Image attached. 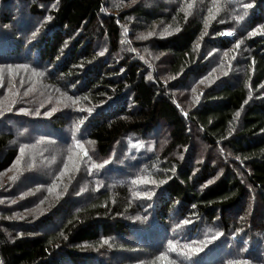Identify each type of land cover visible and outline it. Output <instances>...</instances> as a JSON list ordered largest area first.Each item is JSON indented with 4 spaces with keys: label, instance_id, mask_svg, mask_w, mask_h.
<instances>
[{
    "label": "trees",
    "instance_id": "16d2710c",
    "mask_svg": "<svg viewBox=\"0 0 264 264\" xmlns=\"http://www.w3.org/2000/svg\"><path fill=\"white\" fill-rule=\"evenodd\" d=\"M263 26L264 0H0L11 195L41 174L18 134L50 159L84 141L113 160L30 212L0 189V264H264Z\"/></svg>",
    "mask_w": 264,
    "mask_h": 264
},
{
    "label": "rangeland",
    "instance_id": "374dc122",
    "mask_svg": "<svg viewBox=\"0 0 264 264\" xmlns=\"http://www.w3.org/2000/svg\"><path fill=\"white\" fill-rule=\"evenodd\" d=\"M244 9V8H242ZM242 9H239L240 11ZM200 8H197L195 11L194 8H192L189 11V16L191 17H198V13L200 12ZM219 15H224L225 11L218 10ZM264 29V26H263ZM259 29H256L255 32H257ZM264 32V30H263ZM227 33H231V35H227ZM225 35L228 37L233 36L232 31L225 32ZM148 63H154L152 57H147ZM141 63V62H140ZM156 65L154 63V68L156 69ZM160 68V66H159ZM200 85L194 86L193 91L188 95L187 92L179 93L177 92L175 94V98L179 101V103L182 105L183 101L187 98V96H196V92L199 90L203 91V87ZM35 87H38V81L35 79ZM56 96L63 98L61 95V92H56ZM55 96H53L54 98ZM191 98H193L191 96ZM18 137L20 138V141L22 143L17 144L13 143L12 146L14 149H17L18 152V160L19 165L22 163L24 157L27 156V151H30L34 156H33V162H39L40 166L38 168L39 171H41V174H37L36 178L33 180H36L37 183H29L31 182L32 179L26 180L23 182L21 181V184L24 186L20 189H17L16 193L14 196L11 195V193L14 191L16 187H18V173L15 172V166L2 174L0 176V182L2 184L0 185V189H3V191H9V196H10V204L12 203L17 209H24L26 212H30L33 209H38L39 208V203L38 201L34 202L36 197L42 193V192H50L51 194H54L57 189L62 188L65 184L72 185L73 181L77 178L76 174L82 170L85 174L93 177H100L103 173L104 170H107L111 164H112V159L107 160V159H100L98 154L95 152L93 145L88 144L84 141L81 142H76L69 151L66 154V157L64 160L57 159L56 157H48L47 154L44 153V148H43V143H48L47 141H36L34 139H29L26 140L24 137H22L20 134H18ZM35 141L37 144L41 145V153H39L34 145H31L30 147H27L23 141ZM158 145V143L153 140L149 141L147 143H144L143 146H135V149L137 151V154L141 151H143L146 154H152L155 152V148ZM167 145V143H166ZM197 152H200L201 156L203 157L204 151L206 152L205 148L201 144H196ZM196 152V153H197ZM80 153H83L81 156ZM136 157H133L132 155L130 156L129 160H125L122 164V166L126 162H131V161H136ZM42 162V164H41ZM191 161L188 162V165H190ZM192 164H194V160H192ZM191 165L188 167L190 168ZM149 179V187L153 191L152 187V182ZM143 181H148L147 179H143ZM19 182V185H21ZM28 184V185H26ZM146 186L145 182H142L139 184V189L142 190L143 194H147L144 191V187ZM156 187V185H155ZM138 189V190H139ZM2 202V201H0ZM24 206V207H22ZM34 210V211H35Z\"/></svg>",
    "mask_w": 264,
    "mask_h": 264
},
{
    "label": "snow or ice",
    "instance_id": "6c2138e0",
    "mask_svg": "<svg viewBox=\"0 0 264 264\" xmlns=\"http://www.w3.org/2000/svg\"><path fill=\"white\" fill-rule=\"evenodd\" d=\"M250 5H246V7H249ZM227 35H231V33H227ZM239 264H245L244 261H240Z\"/></svg>",
    "mask_w": 264,
    "mask_h": 264
}]
</instances>
